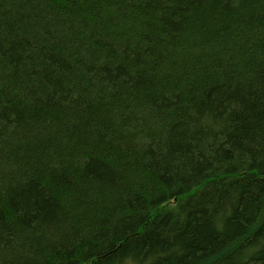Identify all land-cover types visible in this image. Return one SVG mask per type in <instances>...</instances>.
<instances>
[{"label":"trees","instance_id":"16d2710c","mask_svg":"<svg viewBox=\"0 0 264 264\" xmlns=\"http://www.w3.org/2000/svg\"><path fill=\"white\" fill-rule=\"evenodd\" d=\"M0 264H264V0H0Z\"/></svg>","mask_w":264,"mask_h":264}]
</instances>
